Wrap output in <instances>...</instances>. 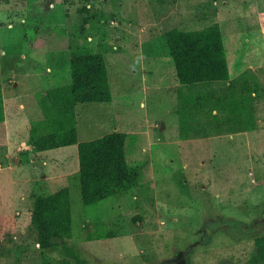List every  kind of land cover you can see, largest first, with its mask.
<instances>
[{
	"label": "rangeland",
	"instance_id": "rangeland-1",
	"mask_svg": "<svg viewBox=\"0 0 264 264\" xmlns=\"http://www.w3.org/2000/svg\"><path fill=\"white\" fill-rule=\"evenodd\" d=\"M216 21L232 79L182 85L165 32ZM38 35L46 44L26 49ZM250 44L264 54V0H0V264H76L72 247L89 264H250L264 247V62L249 61ZM90 52L106 56L113 101L78 104V138L128 133L137 180L85 204L78 144L35 151L29 131L37 94L70 83L71 59ZM243 79L257 121L247 130L214 131L226 115L188 103ZM60 186L72 236L43 250L32 215Z\"/></svg>",
	"mask_w": 264,
	"mask_h": 264
},
{
	"label": "trees",
	"instance_id": "trees-1",
	"mask_svg": "<svg viewBox=\"0 0 264 264\" xmlns=\"http://www.w3.org/2000/svg\"><path fill=\"white\" fill-rule=\"evenodd\" d=\"M65 0H55L62 3ZM169 52L175 64L179 81L187 87L225 82L232 79L225 37L220 22L216 21L200 29L174 27L165 32ZM46 44V37L38 35L25 41L26 49H36ZM251 63L264 62L254 45L248 48ZM72 81L37 94L42 116L32 121L29 143L35 151L78 144L79 178L85 204L103 201L120 191L130 188L137 180V171L128 162L126 140L128 133L118 130L98 138L80 141L78 138L79 103L112 102L108 62L103 52H90L71 59ZM1 77V61H0ZM249 81L233 83L230 93L216 95L199 92L188 97V103L206 113L217 109L225 117L217 116L212 130L217 132L247 130L256 125L254 111L247 95ZM3 91L0 88V121L5 120ZM212 121L211 124H213ZM183 132H187L184 123ZM32 223L38 233V243L43 250L72 236L73 218L70 188L60 186L51 193L39 196L32 215ZM110 236L102 234L100 236ZM259 242L264 240L260 237ZM69 253L76 264H89L78 249ZM264 262V247L250 264ZM66 264H70L66 261Z\"/></svg>",
	"mask_w": 264,
	"mask_h": 264
},
{
	"label": "crops",
	"instance_id": "crops-1",
	"mask_svg": "<svg viewBox=\"0 0 264 264\" xmlns=\"http://www.w3.org/2000/svg\"><path fill=\"white\" fill-rule=\"evenodd\" d=\"M30 51H34V49H31ZM26 54V53H25ZM22 56H23V53H22ZM11 81H13L12 79H11ZM14 82V81H13Z\"/></svg>",
	"mask_w": 264,
	"mask_h": 264
}]
</instances>
